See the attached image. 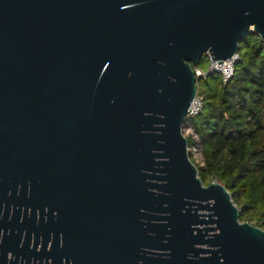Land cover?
I'll use <instances>...</instances> for the list:
<instances>
[{
	"label": "water",
	"instance_id": "95a60500",
	"mask_svg": "<svg viewBox=\"0 0 264 264\" xmlns=\"http://www.w3.org/2000/svg\"><path fill=\"white\" fill-rule=\"evenodd\" d=\"M252 33L264 0H0V193L30 188L71 232L93 204L131 264H264V230L184 135L193 67Z\"/></svg>",
	"mask_w": 264,
	"mask_h": 264
},
{
	"label": "trees",
	"instance_id": "16d2710c",
	"mask_svg": "<svg viewBox=\"0 0 264 264\" xmlns=\"http://www.w3.org/2000/svg\"><path fill=\"white\" fill-rule=\"evenodd\" d=\"M239 55L227 84L219 74L200 79L205 107L188 120L202 145L204 166L198 170L203 183L224 185L241 222L264 230V42L252 33L240 44ZM188 140L192 149L196 143Z\"/></svg>",
	"mask_w": 264,
	"mask_h": 264
},
{
	"label": "flooded vegetation",
	"instance_id": "af4514ba",
	"mask_svg": "<svg viewBox=\"0 0 264 264\" xmlns=\"http://www.w3.org/2000/svg\"><path fill=\"white\" fill-rule=\"evenodd\" d=\"M79 211L71 232L65 222V210L56 215L53 207L31 195L30 188L20 195L18 187H3L0 264H131L127 244L120 252L109 237L98 235L99 228L92 219L93 204H81ZM85 211L91 216L89 221L83 218ZM144 256L145 251L139 250L138 264L144 263Z\"/></svg>",
	"mask_w": 264,
	"mask_h": 264
},
{
	"label": "built area",
	"instance_id": "2783aa9c",
	"mask_svg": "<svg viewBox=\"0 0 264 264\" xmlns=\"http://www.w3.org/2000/svg\"><path fill=\"white\" fill-rule=\"evenodd\" d=\"M207 57L209 59V66H208L207 71H203L199 67L193 68L196 78L199 79L198 84H199L200 79H202V78L206 79L210 74H219L222 78V81L225 84H227L234 77L235 66L241 59V57L238 53V54L234 55L232 58H230L226 61H223L222 64H217V63H219L218 61H212L211 57L209 55ZM204 107H205V99L199 93V90H197L196 96H195L194 100L192 101L190 108H189V111H188V116H187L188 119H192V118L197 117L204 110ZM190 111H191V113H190Z\"/></svg>",
	"mask_w": 264,
	"mask_h": 264
},
{
	"label": "rangeland",
	"instance_id": "374dc122",
	"mask_svg": "<svg viewBox=\"0 0 264 264\" xmlns=\"http://www.w3.org/2000/svg\"><path fill=\"white\" fill-rule=\"evenodd\" d=\"M239 53H240V51H239ZM242 53L243 54L246 53V49H243ZM208 66H209V59H208L207 56H204V58L202 59L200 65L198 67L200 69H202L203 71H207ZM184 135L187 138L193 139L194 142L196 143V145L194 147H192V149L189 148V153L191 152V160H192V162L197 167L204 166V157H203V154H202V145L200 143V140H199L198 136L194 133V131H193V129H192V127H191L189 122L185 125ZM213 182H218V181L215 180ZM218 183H220V182H218ZM251 224L256 225V223H251Z\"/></svg>",
	"mask_w": 264,
	"mask_h": 264
}]
</instances>
